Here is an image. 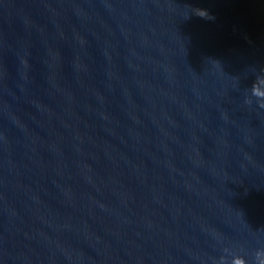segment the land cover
<instances>
[{"label": "water", "instance_id": "1", "mask_svg": "<svg viewBox=\"0 0 264 264\" xmlns=\"http://www.w3.org/2000/svg\"><path fill=\"white\" fill-rule=\"evenodd\" d=\"M0 264H264V0H0Z\"/></svg>", "mask_w": 264, "mask_h": 264}]
</instances>
